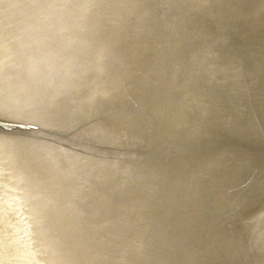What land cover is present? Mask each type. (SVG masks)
Listing matches in <instances>:
<instances>
[{
    "label": "bare ground",
    "instance_id": "obj_1",
    "mask_svg": "<svg viewBox=\"0 0 264 264\" xmlns=\"http://www.w3.org/2000/svg\"><path fill=\"white\" fill-rule=\"evenodd\" d=\"M234 19L246 47L251 32L264 29V0H0V119L62 129L82 118L89 131L79 134L81 152L0 133V264H140L144 251L149 264L162 257L165 264H209L192 247L176 248L170 239L164 249L168 239H156L166 216L156 212L161 201L148 202L157 175L145 174L165 158L195 175V184L185 175L187 195L218 189L220 209H232L228 163L237 154L194 144L210 142L206 116L231 133L246 98L264 105V59L257 58L264 38L250 40L256 58L243 67L228 47ZM135 108L155 128L147 117L146 129L128 121L126 109ZM99 125L125 144L113 158L85 154ZM172 143L194 146L167 153L178 148H166ZM106 174L116 175V186ZM259 211L251 239L241 234L249 251L238 249L229 226L209 252L238 258L234 264H264V207Z\"/></svg>",
    "mask_w": 264,
    "mask_h": 264
},
{
    "label": "water",
    "instance_id": "obj_2",
    "mask_svg": "<svg viewBox=\"0 0 264 264\" xmlns=\"http://www.w3.org/2000/svg\"><path fill=\"white\" fill-rule=\"evenodd\" d=\"M238 1L241 2V0ZM240 23V21H235V19L232 22L233 30L228 33V47L242 57V66L248 67L250 61L256 57L255 53L247 51V47L251 44L250 40H255L258 45L262 42L260 39L264 38V29L251 32L249 35L251 38L248 39L246 47H244L243 44L245 39H243L242 34L246 33H243L244 30H242V25ZM256 42L254 43L256 44ZM260 47V55L257 57L259 58V61L264 59V45ZM247 53H249V55ZM214 93L220 95L218 97L221 100L222 106L231 109V102L229 104L225 94L218 91ZM254 99L255 101L253 102L251 99L246 98V103L243 100L244 102L242 103V106L246 108L245 116H235L234 119L237 124H234V128L232 129L233 132L231 133L233 134L224 130V126L219 122L215 115H209L205 117V120L207 119V121L211 122V130L209 133L211 138H208V141L210 142L208 144H194L196 148L198 145H203L208 152L220 147L232 148V151L237 154V156L228 163L233 167L229 172L230 174H233V178L231 177V186L228 189L229 192L232 193V199L230 202L232 203V209H220L219 204L221 203V200L220 197H218V189L209 192L210 196L207 197L198 196L193 198L187 195L186 190L183 188L185 185L184 178L189 176L195 179L189 183L195 184L196 177L194 174H190V172L188 174L181 173L180 170L176 168L174 162L167 161L165 158H157L154 159L156 161L150 164L151 166L148 168L145 175L150 174L151 177L157 175V180L153 182L158 185V190L153 193L154 198H149L148 202L155 201V205L157 203L156 200L162 202H158L159 205L156 212L166 216V219L163 220L164 235L162 237H156V239H168V242L164 245V249L167 247L171 239L176 248H194L197 258H200L202 263H206L207 261L209 264H234V262L239 260L238 258H225L219 252L216 253L219 255H216L215 252H209V247H212L214 244L220 245L217 239H223V235L221 234L231 226L233 229L235 228L240 237L237 239H239V243L242 246H240L241 248L238 246V249L245 253L249 251L246 245L247 243L241 234L245 233L248 238L251 239L252 231L255 228V224L258 222L256 213L260 212L259 209L264 207V105H261L255 97ZM114 106H116L115 111H121L123 107L121 105L113 104V107ZM168 107L170 110L173 108L171 105ZM126 111L128 121H132L131 123L137 124L139 127L147 128L145 120L147 115L146 112L143 111V108L140 110L135 108L131 111L126 109ZM108 117L110 116L104 118L105 123L108 121ZM0 121L3 122L0 123V133L14 135V132H17L18 136L25 137L26 140L41 139L48 141L50 139V142L66 146V148H70L75 152H81L80 150H82L80 148L81 142L78 139L79 134H81V132H83V134L89 133L87 128L88 123L82 118H77L69 126L62 129L52 127L46 128L39 126L38 124L7 121L3 119H0ZM149 121L151 123L150 119ZM101 125L106 131L111 130L107 128L106 124L103 122ZM99 127L100 125L96 126V129L94 128V130H96V132L93 133L94 135L91 134L88 137L87 141L90 142H87L88 146L86 147L91 150L87 151L88 153L85 154L96 158L108 159L113 158V154L121 153V147L125 145L124 142L118 141L117 136L114 140L111 136L102 134V131L98 130ZM152 127L155 128L153 125ZM160 127L162 128V125H160ZM153 128L150 130L154 131ZM220 130L221 132H219ZM97 132L100 134L98 137H96ZM133 134L136 137H140V134L137 132H133ZM234 134L239 135L237 136L238 138L234 136ZM177 144L178 143L168 144L166 145L168 146L166 148H173L175 147L173 145ZM194 145H191L190 147L188 145H177V149H170L167 153L176 151V153H179V151L187 150ZM197 149L201 150L202 147ZM187 154L188 157H198L199 155L194 154L193 150H189ZM202 159L199 160L200 163H202ZM245 160L246 163H243ZM190 164L192 165L193 163ZM105 178L110 182L113 181L116 186V175L106 174ZM181 178L182 180L177 182ZM91 180L93 182L89 180V185L94 189L96 187L95 183L98 180L95 178H91ZM220 186L221 184L218 185V188H220ZM169 203H171V206L167 205ZM228 216H232L233 219L231 221H225L224 218ZM253 216L255 217L253 218ZM173 220L178 221L170 229H166V226L170 223L172 224ZM126 235L130 237L129 234ZM112 239L118 238L112 237ZM228 239L234 238L229 235ZM261 241L262 247H264V238ZM162 256L166 255L162 254ZM148 257V253L146 254L144 251L139 258L140 264H149ZM249 261H251V259H249ZM162 262V264H165L163 257Z\"/></svg>",
    "mask_w": 264,
    "mask_h": 264
}]
</instances>
